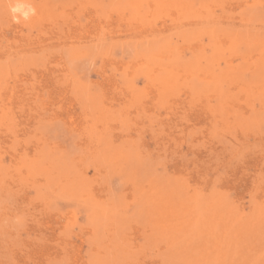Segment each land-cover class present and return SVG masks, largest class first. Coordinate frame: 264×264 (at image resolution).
Instances as JSON below:
<instances>
[{
    "label": "rangeland",
    "instance_id": "1",
    "mask_svg": "<svg viewBox=\"0 0 264 264\" xmlns=\"http://www.w3.org/2000/svg\"><path fill=\"white\" fill-rule=\"evenodd\" d=\"M40 23L0 24V264H264V0Z\"/></svg>",
    "mask_w": 264,
    "mask_h": 264
},
{
    "label": "bare ground",
    "instance_id": "2",
    "mask_svg": "<svg viewBox=\"0 0 264 264\" xmlns=\"http://www.w3.org/2000/svg\"><path fill=\"white\" fill-rule=\"evenodd\" d=\"M55 0H0V24L7 26V31L16 34L24 27L41 25L49 15ZM117 2L119 0H116ZM99 2V1H98ZM71 4V3H70ZM72 5V4H71ZM70 5V6H71ZM56 9V7L54 6ZM90 13V12H89ZM88 17V16H87ZM91 18V16H90ZM97 19H101L97 16ZM89 22V21H87ZM94 22V21H93ZM96 23V22H95ZM98 24V23H97ZM92 25V24H91ZM94 25V24H93ZM103 25V24H102ZM97 28V27H96ZM85 30V29H84ZM83 31V30H82ZM71 32V31H70ZM86 32V31H85ZM88 32V31H87ZM74 33V31H73ZM101 34V31L99 32ZM2 34V33H0ZM10 35V34H9ZM72 35V34H71ZM86 35V33H85ZM20 36V35H19ZM73 36V35H72ZM13 37V35H12ZM17 37V36H15ZM87 37V36H85ZM23 81V80H20ZM92 81V80H91ZM16 87V86H14ZM21 89V87H18ZM23 88V87H22ZM16 89V88H15ZM17 90V89H16ZM11 99V98H10ZM65 111V110H64ZM63 111V112H64ZM95 112V111H94ZM66 113V112H65ZM52 118V117H51ZM105 121V120H104ZM134 125V124H133ZM71 126V125H70ZM234 126V125H233ZM74 128V127H73ZM220 151V150H219ZM229 161V160H228ZM205 163V162H204ZM228 173V172H227ZM232 173V171L230 172ZM237 176V174H236ZM229 177V176H228ZM227 178V176H226ZM231 178V175H230ZM243 178V177H242ZM209 179V178H208ZM212 179V178H211ZM235 178H233L234 180ZM231 180V179H230ZM232 180V181H233ZM210 182V180H209ZM236 182V181H235ZM233 183V182H232ZM223 184H225L223 182ZM222 184V185H223ZM227 185V184H226ZM241 185V184H240ZM245 185V183H244ZM206 186V185H205ZM224 186V185H223ZM229 186V185H228ZM231 186V185H230ZM237 186V185H236ZM235 189V188H234ZM226 190V188H225ZM241 191V190H240ZM251 191V190H250ZM227 192V191H226ZM230 193V192H229ZM240 196V195H239ZM191 197V196H190ZM239 200V199H238ZM189 202V201H188ZM54 212V211H53Z\"/></svg>",
    "mask_w": 264,
    "mask_h": 264
}]
</instances>
